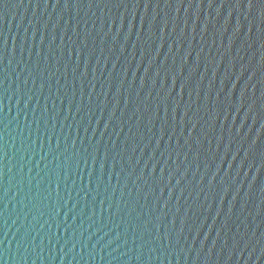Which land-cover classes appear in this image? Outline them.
<instances>
[{"label":"water","instance_id":"water-1","mask_svg":"<svg viewBox=\"0 0 264 264\" xmlns=\"http://www.w3.org/2000/svg\"><path fill=\"white\" fill-rule=\"evenodd\" d=\"M0 264H264V0H0Z\"/></svg>","mask_w":264,"mask_h":264},{"label":"snow or ice","instance_id":"snow-or-ice-1","mask_svg":"<svg viewBox=\"0 0 264 264\" xmlns=\"http://www.w3.org/2000/svg\"><path fill=\"white\" fill-rule=\"evenodd\" d=\"M58 2H59V0H58ZM249 3L251 4L252 3V0H249Z\"/></svg>","mask_w":264,"mask_h":264}]
</instances>
